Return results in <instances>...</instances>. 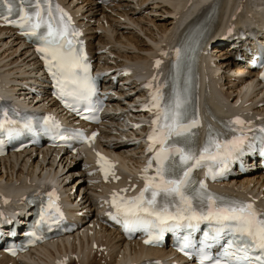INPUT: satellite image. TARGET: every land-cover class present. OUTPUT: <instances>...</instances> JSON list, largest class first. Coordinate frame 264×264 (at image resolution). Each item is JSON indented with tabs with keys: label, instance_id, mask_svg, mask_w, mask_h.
I'll return each mask as SVG.
<instances>
[{
	"label": "bare ground",
	"instance_id": "6f19581e",
	"mask_svg": "<svg viewBox=\"0 0 264 264\" xmlns=\"http://www.w3.org/2000/svg\"><path fill=\"white\" fill-rule=\"evenodd\" d=\"M62 1L80 25L96 65L95 70L103 77L102 84L109 92L105 100L112 110L106 112L101 121L99 128L103 139L97 141V146L101 151L117 154L120 160L118 167L129 171L122 175L124 179L133 178L132 170L145 163L141 154L144 145L137 140L140 130L133 128L128 117L130 103L134 100L132 92L144 94L143 91L139 93L137 80L141 74L138 72L141 73L140 69L145 66L149 55L158 48L169 49L171 42L175 44L183 31L207 12L211 2L221 3L222 12L210 30L209 41L213 45L210 46L212 50L207 55L208 64L204 72L210 98L203 102L202 107L209 113L211 111L210 115L217 123L223 122L221 114L238 106L253 112L255 117H264V88L252 84L248 61L233 57L237 53L242 55L243 48L248 47L242 33H247L253 24L262 29L264 0H155L151 2V8H148L150 2L147 0H136L133 6L127 3L129 0H109L105 4L96 0ZM148 9L154 11L153 15H157L155 10L160 9L166 14L161 16L159 13L161 23L147 17ZM144 11L145 14H141ZM107 14L115 16L109 18ZM91 20L95 25L90 24ZM145 20L152 26L142 24ZM118 22L129 26H120ZM121 27L131 29L129 35L119 30ZM139 32L146 39L140 40ZM222 34L227 38L235 37L231 42L234 44H222ZM23 44L16 30L0 26V95L14 94L28 106L46 105V108H51L55 102L48 96L49 84L45 74L40 70L30 46ZM224 57L229 58L222 60ZM237 100L240 103L235 105ZM132 114L138 115L137 112ZM66 117L69 121L75 119ZM90 154L88 150L83 157L79 153L52 154L44 150L40 154L25 149L0 157V211L16 209L14 196L23 195L27 187L41 188L50 183L62 191L66 211L77 225L68 235L23 255L21 260L0 251V264H52L58 256L66 258V264H125L139 263L144 259H148L150 264H165L173 258L168 246L144 248L135 240L126 244L115 229L102 223L105 215L102 197L114 190L117 184L100 183L97 174L90 173L94 169ZM242 162L245 167L243 173H235L229 181L218 184L252 200L264 197V158L250 157ZM114 172L115 175L122 174L119 168Z\"/></svg>",
	"mask_w": 264,
	"mask_h": 264
},
{
	"label": "snow or ice",
	"instance_id": "6c2138e0",
	"mask_svg": "<svg viewBox=\"0 0 264 264\" xmlns=\"http://www.w3.org/2000/svg\"><path fill=\"white\" fill-rule=\"evenodd\" d=\"M0 21L17 27L23 36L36 43V52L53 79L54 95L66 108L80 115L78 106L96 90L95 78L89 74L82 42L74 39L80 33L72 27L68 14L59 5H53L52 0H0ZM175 52L176 76L169 77L171 91H162L164 85L153 88L156 76L143 85L149 90L144 107L152 112L145 148L148 160L140 171L144 186L138 195L128 199L113 192L114 212L109 215L122 223L126 231L148 233L146 244L158 243L165 232H172L178 239L179 250L186 256L194 255L197 264H264V210L211 192L206 184L207 179L215 180L222 175L228 162L243 154L245 146L252 149L258 141L264 155V127L259 128L257 135L249 127L250 121L236 117L224 125L232 133L230 139H221L222 134L209 127L204 143L197 148L194 129L199 121L192 107L188 79L184 78L183 86L180 85L181 49ZM160 63L156 60L155 66ZM15 115L18 113L6 108L0 115V131L9 138L18 135L21 128L36 130L32 118L21 122L13 118ZM43 123L44 131L52 133L53 138L87 143L96 136L95 132L85 137L79 129H61L48 116ZM96 155V163L107 179L112 165L100 153ZM199 168L207 169L204 178L197 179L194 175ZM111 174L113 179H119ZM124 191L120 189L121 193ZM42 195L47 200L41 201L33 231L28 233L36 240L41 239L37 231L58 228L62 220L54 190ZM201 225L205 227L201 229ZM200 231L203 234L197 241L195 234ZM217 244L222 252L210 255L209 250Z\"/></svg>",
	"mask_w": 264,
	"mask_h": 264
},
{
	"label": "rangeland",
	"instance_id": "374dc122",
	"mask_svg": "<svg viewBox=\"0 0 264 264\" xmlns=\"http://www.w3.org/2000/svg\"><path fill=\"white\" fill-rule=\"evenodd\" d=\"M134 1L136 2V0H132V2H131V0H129V1H127V3L130 4L131 6H133V5H134ZM147 1L150 2V3H148V8H151V6H152V5H151V2H153V1H155V0H147ZM156 1H159V0H156ZM156 11H157V12H156ZM153 12H154V11L150 12L149 9H148V12H146V14L148 15L147 17L153 19V21H154L155 23H158V22L161 23V21H162V20L160 19L161 16H164V15H166V14H163V13L161 12V9H160V10H155V12H156L157 15H153ZM106 13H109V12H106ZM159 13H160V14L162 13L161 16H160ZM141 14H145V11L142 12ZM107 15H109V14H107ZM114 16H115V15H114ZM114 16H113V15H109V18H113ZM147 17H146V20H147ZM146 20H145L144 22L142 21V24H143V23H146ZM118 23H119L118 25H120V26H125V25H126V26H129V24L127 25V24H124L123 22H118ZM90 24H91V25H95V23H94L93 20L90 21ZM122 24H124V25H122ZM146 24H150V26H152V23H146ZM148 26H149V25H148ZM98 30H100V29H98ZM119 30H122V31L124 32L125 35H127V34L129 35V32L131 31V29H128V28H127V29H126V28L123 29L122 27H121ZM116 34H117V35H116ZM139 34L141 35V38L139 37L140 40H141L142 38H143V39H146L145 36H144L141 32H139ZM115 35L118 36V33H115ZM216 54H218V53L216 52ZM228 58H229V57H224V58H222V60H228ZM220 59H221V58H220ZM221 68H223V67H221ZM224 88L226 89V87H224ZM72 191H73V190H72ZM77 192H78V191H77ZM77 192H75V194H77ZM95 248H96V247H94V249H95ZM94 260H95V258H94ZM71 264H73V263H71Z\"/></svg>",
	"mask_w": 264,
	"mask_h": 264
}]
</instances>
